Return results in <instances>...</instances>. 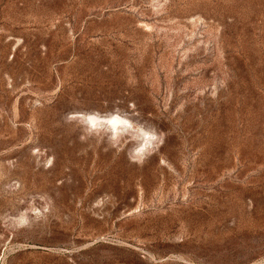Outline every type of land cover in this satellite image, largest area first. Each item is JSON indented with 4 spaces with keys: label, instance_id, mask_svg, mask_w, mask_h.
Returning <instances> with one entry per match:
<instances>
[{
    "label": "rangeland",
    "instance_id": "1",
    "mask_svg": "<svg viewBox=\"0 0 264 264\" xmlns=\"http://www.w3.org/2000/svg\"><path fill=\"white\" fill-rule=\"evenodd\" d=\"M0 264H264V0H0Z\"/></svg>",
    "mask_w": 264,
    "mask_h": 264
},
{
    "label": "bare ground",
    "instance_id": "2",
    "mask_svg": "<svg viewBox=\"0 0 264 264\" xmlns=\"http://www.w3.org/2000/svg\"><path fill=\"white\" fill-rule=\"evenodd\" d=\"M109 122H118L119 118L117 116H112L108 119Z\"/></svg>",
    "mask_w": 264,
    "mask_h": 264
}]
</instances>
